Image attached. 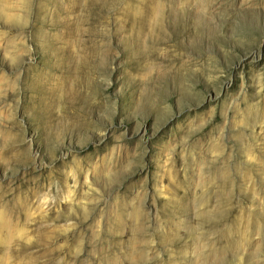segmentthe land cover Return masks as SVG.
Returning <instances> with one entry per match:
<instances>
[{
    "label": "rangeland",
    "instance_id": "1",
    "mask_svg": "<svg viewBox=\"0 0 264 264\" xmlns=\"http://www.w3.org/2000/svg\"><path fill=\"white\" fill-rule=\"evenodd\" d=\"M0 264H264V0H0Z\"/></svg>",
    "mask_w": 264,
    "mask_h": 264
}]
</instances>
